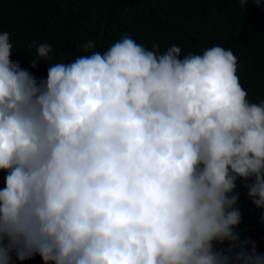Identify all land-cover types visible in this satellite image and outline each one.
Listing matches in <instances>:
<instances>
[{
	"label": "clouds",
	"instance_id": "1",
	"mask_svg": "<svg viewBox=\"0 0 264 264\" xmlns=\"http://www.w3.org/2000/svg\"><path fill=\"white\" fill-rule=\"evenodd\" d=\"M95 47L37 80L0 32V264H264L236 231L240 181L264 211V101L232 51Z\"/></svg>",
	"mask_w": 264,
	"mask_h": 264
},
{
	"label": "trees",
	"instance_id": "2",
	"mask_svg": "<svg viewBox=\"0 0 264 264\" xmlns=\"http://www.w3.org/2000/svg\"><path fill=\"white\" fill-rule=\"evenodd\" d=\"M0 32L11 37L10 59L37 80L47 78L49 63L91 55L80 52L86 41L101 53L124 36L149 50L158 45L161 54L173 45L181 47L182 56L220 46L237 59V76L249 102L264 101V8L254 0L247 14L239 0H0ZM40 44L51 45L50 60L33 68L29 55L35 56ZM4 187L0 171V190ZM237 192L242 223L236 231L242 242L251 241L264 254V211L253 205L243 181ZM23 264L43 260L36 256Z\"/></svg>",
	"mask_w": 264,
	"mask_h": 264
}]
</instances>
